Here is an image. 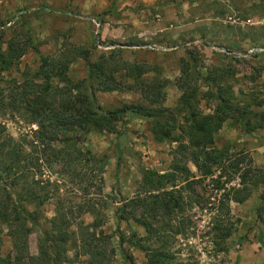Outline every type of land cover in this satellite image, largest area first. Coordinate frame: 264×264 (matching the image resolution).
Returning <instances> with one entry per match:
<instances>
[{
  "label": "rangeland",
  "instance_id": "rangeland-1",
  "mask_svg": "<svg viewBox=\"0 0 264 264\" xmlns=\"http://www.w3.org/2000/svg\"><path fill=\"white\" fill-rule=\"evenodd\" d=\"M9 43L25 48V53L8 67L0 64V124L13 139L19 141L24 135L32 139L38 126L22 110L13 109L10 95L33 83H43L41 56L63 54L62 60H68V77L72 81L84 78L87 63L76 48L86 49L91 60L113 51L115 60L148 69L143 75L148 81L167 80L162 102L151 106L165 107L171 117L175 116L167 125L172 129L170 135L179 137L177 141L166 135L159 139L149 120L124 113L113 131L89 132L82 142L98 158L99 169L86 160V155L72 166L62 159L54 162V158L48 165L44 158L41 179L49 182L50 189L59 188V193L41 207L39 223L28 236L30 255L37 254L38 238L49 227L59 194L72 210L91 198L94 169L102 170L103 182L99 176L93 182L102 184L106 207L101 228L112 235V263L124 264L115 231L117 209L136 196L150 210L157 191H144L142 169L157 174L170 172L178 143L187 140L186 132H181L187 124L183 114H178L182 107L180 84L185 81L181 69L185 67L194 77L188 86L196 91L193 107L199 114L214 113L217 102L211 92L216 87L222 88L225 97L229 94V103L235 105L229 109L226 104L219 111L225 114V120L213 134L212 154H217V164L210 175L201 176L193 163L187 162L194 175L191 177L201 181L194 183L192 192L182 191V212L167 217L160 209L153 211L157 234H149L132 217L121 220V229L126 236L135 234L132 241L165 250L171 256L158 264H264V183L253 184L264 179V0H0V57ZM51 82L62 85L56 78ZM121 82V90L96 91L95 100L102 109L115 110L141 100L139 85L131 78ZM228 86L231 89L227 90ZM241 126H250L251 131L243 132ZM26 151L31 152V147ZM78 171L86 175L84 179ZM244 172L247 178L242 184ZM182 181V177L176 179V189ZM85 185L88 195L80 191ZM166 188L173 187L167 183ZM236 189L242 194L250 192L249 196L241 202L228 200L226 195ZM225 202L228 211L223 210ZM34 207L31 204L28 209ZM142 211L139 208L137 216L142 214L151 221L150 214ZM72 216L75 222L92 221L89 213L78 218L75 212ZM216 224L230 227L227 239L217 237ZM0 239L5 256L12 244L7 227L1 223ZM103 244L109 249L107 242ZM125 249L135 264L146 263L145 249L130 244H125ZM68 256L71 262L66 264H85V257H75L74 248Z\"/></svg>",
  "mask_w": 264,
  "mask_h": 264
},
{
  "label": "trees",
  "instance_id": "trees-1",
  "mask_svg": "<svg viewBox=\"0 0 264 264\" xmlns=\"http://www.w3.org/2000/svg\"><path fill=\"white\" fill-rule=\"evenodd\" d=\"M42 8L46 9V6ZM11 44L9 43L0 57V64L3 68L8 67L13 59L25 53L24 47L18 48ZM76 50L78 56L87 63V75L84 78L72 81L68 77L66 72L68 60H62L64 59L63 54L57 57L56 55L41 56L40 75L42 76L40 78L43 83H33L30 88H24L10 95L9 100L13 109L22 110L23 115L26 114V118L28 117L31 123H36L38 127L33 131L32 139L24 135L17 141L5 133V128L0 124V223L7 227V234L12 244L11 252L3 256L0 239V264H66L71 262L68 251L73 248L75 257L86 258L85 264H113L112 257L115 250L111 246L112 235L101 228L106 207L101 188L103 178L100 173L102 170L94 169H91V198L79 203L72 210L59 198V194L54 204V215L48 221L49 227L43 230L38 238L37 254H29L28 236L32 227L39 223L38 220L43 211L41 207L44 203L53 200L59 190V188L50 189L49 182L44 183L41 179L44 158L48 165L54 158V162L62 159L67 166H72L86 155V160L98 168V158L89 149L83 147L82 142L89 132L113 131L116 126L115 122L124 113L138 115L149 120L153 126V134L159 139L166 135L174 141L179 140V137L170 135L172 129L167 125L168 122L176 119L175 116L171 117L169 110L165 107L151 106L156 102H162L165 95L162 89L167 80L148 81L143 78L148 69L138 63L129 64L115 60L112 57L113 51L102 53L95 60H91L86 49L76 48ZM181 71L185 81L180 84L183 92L180 98L182 107L178 114H183V121L187 124L186 128L181 127V132H186L187 140L178 143L175 149L176 156L170 164V172L157 174L154 170L142 169L144 191H150L149 188L157 191L153 195L154 206L150 210L147 209V204L136 196L117 209L115 231L124 264H135L132 256L126 251L125 244L145 249L147 259L145 264H158L171 259L165 250L149 249L148 246L144 247L132 241L131 236L135 234L126 236L121 229V220L132 217L137 224L142 225L152 235V233L157 234L158 230L152 223L155 209H160L167 217L182 212L184 208L182 191L192 192L194 183L201 181L200 178L191 177L194 175L190 172L187 162L191 161L201 176L212 173L213 166L217 164V154L214 153L215 151H213L214 155L212 154L213 134L225 120V114H220L219 111L223 110L226 104L230 105L229 109L235 106L229 103V94L225 97L226 94L222 93V88L216 87L215 92H211V96L217 102L214 113L199 114L193 107L196 91H190V86H188V82H192L194 77L191 78L185 67ZM52 78H56L62 85H53ZM123 78H131L140 86L141 100L115 110L102 109L96 103V91L121 90L123 89L121 82ZM228 89H231V86H228ZM142 100L145 103L141 102ZM261 117L264 120V114ZM250 129V126H241L243 132H250ZM27 146L31 147L29 153L26 151ZM245 173L242 174V184L247 178ZM35 175L40 178L34 179ZM78 175L80 179L86 176L81 171H78ZM98 176L101 183L96 184L93 179L96 180ZM178 177L183 178L180 189H176V184H174ZM167 183H170L173 188L167 189ZM259 183H264V179L259 182L253 181L254 186ZM87 186L80 189L85 195L89 193ZM240 191L241 189H236L232 195H226V198L241 202L249 196L250 192L242 194ZM188 199L193 201V198ZM262 202H264V196L261 204ZM31 204L35 205L34 210L28 209ZM222 205H225L223 210L228 211V203L225 202ZM126 207L129 208L128 212L125 210ZM139 208H143V213L150 214L151 221L142 214L137 216ZM75 212L78 218L83 213H89L92 221L89 224H84L82 221L75 222L72 216ZM220 225L216 224L214 228L218 233L217 237L227 239L231 234L230 227L222 228ZM105 242L108 243L109 249L103 244Z\"/></svg>",
  "mask_w": 264,
  "mask_h": 264
},
{
  "label": "built area",
  "instance_id": "built-area-1",
  "mask_svg": "<svg viewBox=\"0 0 264 264\" xmlns=\"http://www.w3.org/2000/svg\"><path fill=\"white\" fill-rule=\"evenodd\" d=\"M256 49H257V48H256ZM256 49H255V50H256ZM258 49H260V48H258ZM258 49H257V50H258ZM224 51H225V50H224ZM249 51H250V53H251L252 50H249Z\"/></svg>",
  "mask_w": 264,
  "mask_h": 264
}]
</instances>
